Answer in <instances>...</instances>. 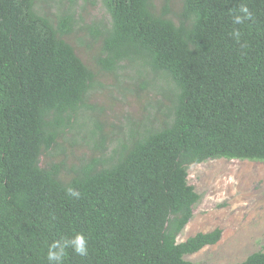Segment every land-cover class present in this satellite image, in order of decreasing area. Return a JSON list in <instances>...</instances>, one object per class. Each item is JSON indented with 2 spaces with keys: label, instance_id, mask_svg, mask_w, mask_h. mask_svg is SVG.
Segmentation results:
<instances>
[{
  "label": "trees",
  "instance_id": "obj_1",
  "mask_svg": "<svg viewBox=\"0 0 264 264\" xmlns=\"http://www.w3.org/2000/svg\"><path fill=\"white\" fill-rule=\"evenodd\" d=\"M55 1L52 15L38 0H0V264H48V246L76 234L88 255L69 246L62 264H196L185 255L222 230L178 240L201 197L190 166L264 164V0H180L175 12L169 0H102L110 20L87 26L98 64L129 67L155 110L110 133L95 120L92 155L72 166L43 157L88 127L97 72L66 39L74 5ZM241 6L251 16L236 24ZM227 264H264V251Z\"/></svg>",
  "mask_w": 264,
  "mask_h": 264
},
{
  "label": "rangeland",
  "instance_id": "obj_2",
  "mask_svg": "<svg viewBox=\"0 0 264 264\" xmlns=\"http://www.w3.org/2000/svg\"><path fill=\"white\" fill-rule=\"evenodd\" d=\"M62 1L65 7L74 5L78 20L74 31L66 39L76 48L86 64L97 72L95 89L91 91L89 100L95 110L87 113L92 117L90 122L87 118L88 127L69 129L51 153L43 157V164L52 161L65 162L67 166H72L79 164L84 157H91V149L83 140L94 127L95 120L103 125L106 133H110L115 125H126L128 117L142 119L155 109L146 106V102L153 98L152 93L137 92L129 67L108 71L98 64L96 57L101 41L91 35L87 26L110 20L102 0ZM156 1L159 5L167 3V0ZM169 3L175 12L180 0H169ZM38 5L52 15L58 10L55 0H38ZM74 140L77 142L72 143ZM189 182L201 197L178 240L183 241L198 232H209L215 228H220L222 235L217 243L185 255L186 260L196 264H227L243 261L255 251H264L262 162L247 159H209L190 166Z\"/></svg>",
  "mask_w": 264,
  "mask_h": 264
},
{
  "label": "clouds",
  "instance_id": "obj_3",
  "mask_svg": "<svg viewBox=\"0 0 264 264\" xmlns=\"http://www.w3.org/2000/svg\"><path fill=\"white\" fill-rule=\"evenodd\" d=\"M240 12L244 15H236L234 17V23L241 24L245 19L250 18L251 14L249 13L246 6H241ZM232 36L235 40L239 41L241 37V33L239 30H235L232 33ZM67 195L71 197H75L77 199L80 198V192L77 190L68 187L65 189ZM71 247L74 253L78 256L84 257L88 255L87 241L86 238L82 234H76L69 240H66L64 243L60 241H53L47 250V261L48 264H62L64 256H65V248Z\"/></svg>",
  "mask_w": 264,
  "mask_h": 264
}]
</instances>
